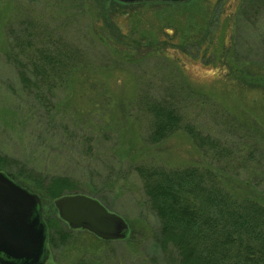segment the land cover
Returning a JSON list of instances; mask_svg holds the SVG:
<instances>
[{
    "label": "rangeland",
    "instance_id": "rangeland-1",
    "mask_svg": "<svg viewBox=\"0 0 264 264\" xmlns=\"http://www.w3.org/2000/svg\"><path fill=\"white\" fill-rule=\"evenodd\" d=\"M28 21L84 54L79 72L50 104L67 128L58 122L35 128L15 109L37 98L22 90L5 60L4 28ZM158 83L181 84L189 95L181 101L190 102L185 122L209 134L213 148L203 150L182 129L158 143L145 141L147 118L131 102L139 88ZM0 153L14 158L5 170L29 189L0 172L41 196L44 264H75L85 254L102 264H171L176 252L157 245L159 219L136 165L223 168L236 193L264 205V0H0ZM56 176L70 183L60 195H90L121 215L124 237L103 240L70 229L55 198L43 192Z\"/></svg>",
    "mask_w": 264,
    "mask_h": 264
},
{
    "label": "trees",
    "instance_id": "trees-1",
    "mask_svg": "<svg viewBox=\"0 0 264 264\" xmlns=\"http://www.w3.org/2000/svg\"><path fill=\"white\" fill-rule=\"evenodd\" d=\"M130 16L134 21V15ZM118 30L121 32L119 26ZM4 31L8 32L5 60L16 69L22 90L37 98L33 101L29 96L26 110H20V106L15 109L23 114V121L35 128H42L46 122H58L67 128L50 113V104L55 93L63 90L66 81L83 64V52L53 31H45L35 21L7 24ZM184 96L189 95L181 84L174 83H158L137 90L131 103L147 118L144 139L151 144L158 143L182 129L199 147L210 150L214 142L209 134L203 135L195 124L185 122L190 102L181 101ZM37 105L42 106L44 115ZM13 160L0 153V169L5 170ZM5 171L28 188L16 173ZM33 171L23 177L30 178ZM135 171L159 219L156 237L159 249L165 253L173 249L176 252L177 258L171 264H264V205L251 195L236 193L235 184L225 181L223 168L214 171L190 165L167 169L145 163L136 165ZM37 176L46 179L41 174ZM69 185L64 176L51 177L43 192L56 198ZM75 264L102 263L85 254Z\"/></svg>",
    "mask_w": 264,
    "mask_h": 264
},
{
    "label": "water",
    "instance_id": "water-1",
    "mask_svg": "<svg viewBox=\"0 0 264 264\" xmlns=\"http://www.w3.org/2000/svg\"><path fill=\"white\" fill-rule=\"evenodd\" d=\"M144 1L183 3L187 0ZM53 203L59 218L70 229H84L103 240H118L125 235L128 225L124 218L95 197L63 194ZM41 211L42 199L38 193L0 172V264H44L48 236Z\"/></svg>",
    "mask_w": 264,
    "mask_h": 264
},
{
    "label": "flooded vegetation",
    "instance_id": "flooded-vegetation-1",
    "mask_svg": "<svg viewBox=\"0 0 264 264\" xmlns=\"http://www.w3.org/2000/svg\"><path fill=\"white\" fill-rule=\"evenodd\" d=\"M119 1H123V2H125V3H133V2H155V1H144V0H141V1H136V0H129V1H125V0H119ZM156 2H159V1H156Z\"/></svg>",
    "mask_w": 264,
    "mask_h": 264
}]
</instances>
